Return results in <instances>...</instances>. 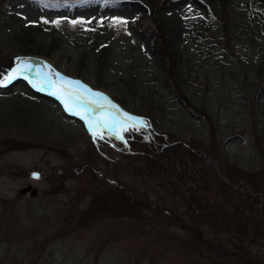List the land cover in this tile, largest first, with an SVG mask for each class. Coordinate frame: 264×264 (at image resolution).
<instances>
[{"label":"rangeland","instance_id":"rangeland-1","mask_svg":"<svg viewBox=\"0 0 264 264\" xmlns=\"http://www.w3.org/2000/svg\"><path fill=\"white\" fill-rule=\"evenodd\" d=\"M221 2L226 10L216 13L209 0H0V81L23 62L32 68L41 57L65 54L64 72L91 77V84L142 120L125 121L111 134L101 128L94 137L29 89L25 78L36 80L46 71L31 76L26 70L0 86V264L264 260V245L248 247L208 225H202L206 244H197L184 198L158 176L139 174L136 168L144 162L135 159L131 146L146 121L141 125L146 130L189 144L206 143L215 133L231 164L261 167V150L252 141L260 138L264 149V10L254 1ZM150 10L151 20L144 16L135 22ZM154 18L182 56V96L203 107L206 119L164 86L162 58L153 45ZM25 31L29 46L23 45ZM60 170L67 178L64 189L44 194L59 186ZM116 183L144 209L76 228L95 189ZM25 187L30 189L21 193Z\"/></svg>","mask_w":264,"mask_h":264},{"label":"trees","instance_id":"trees-1","mask_svg":"<svg viewBox=\"0 0 264 264\" xmlns=\"http://www.w3.org/2000/svg\"><path fill=\"white\" fill-rule=\"evenodd\" d=\"M209 1L215 12L226 10V5L221 0ZM253 1L264 6V0H248V3ZM151 13L152 11L149 14H139L136 22L144 16L151 20ZM153 26V45L161 55L166 70L165 86L173 88L184 101H188L182 96L180 89L183 82L181 54L172 48L168 30L157 18L153 19ZM28 33H23L25 46L32 42ZM253 67L255 66H252L250 72L254 71ZM243 71L245 74L249 73L246 69ZM255 72L258 73L259 69ZM199 112L206 115L203 110L199 109ZM208 120L213 133L214 123L209 118ZM148 131L151 130L140 127L137 131L140 137L131 143L135 159L144 162L143 168L137 167L136 171L141 170V175L151 173L158 176L171 186L174 194L184 198L189 207V219L193 223L190 228L198 241L197 244H206L202 225H208L221 232L233 234L239 242L246 243L248 247L253 244L264 245V149L260 138L256 137L252 142L254 148L261 150V167L247 170L231 164L228 158L222 155L215 133L207 143L196 140L193 144H188L167 133L164 137L165 133ZM11 148L20 149L14 146ZM195 148L206 151L207 155L219 164L220 173L215 167L207 164L203 153L195 151ZM171 161H174V164ZM56 176L55 180L60 182L59 186L53 184L48 190H43L44 194L56 195L64 189L67 179L64 171H58ZM118 185L119 183L109 185L108 189L102 192L95 189L75 227H83L99 217L133 215L144 209V204L141 205L136 199L132 200L127 191L125 194V188L117 187ZM250 259L252 264H264L261 258Z\"/></svg>","mask_w":264,"mask_h":264},{"label":"snow or ice","instance_id":"snow-or-ice-1","mask_svg":"<svg viewBox=\"0 0 264 264\" xmlns=\"http://www.w3.org/2000/svg\"><path fill=\"white\" fill-rule=\"evenodd\" d=\"M26 70H30V66L26 62H23L16 69H13L12 73L5 76L3 81H0V86H5L7 82H10L17 76L23 75ZM44 84L50 88L56 89V91L51 94L58 95V98L62 99L65 108L69 111L83 109V112L74 111V114L81 115V118L86 120L89 130L93 132L94 137L97 135L95 131L96 128H108L109 133L111 134L112 129L118 123V121L114 119L112 113V110L116 109V105L112 104V102L102 93L93 92L90 87L82 84L80 81L70 80L65 76H61L59 73H56L54 78L49 77L45 79ZM101 100L107 102L109 111L99 118L93 119V114L104 108V105L100 103ZM136 119L137 118L128 116L127 113H123L122 121H120L121 127L123 128V121H134ZM118 138L122 139V137Z\"/></svg>","mask_w":264,"mask_h":264},{"label":"bare ground","instance_id":"bare-ground-1","mask_svg":"<svg viewBox=\"0 0 264 264\" xmlns=\"http://www.w3.org/2000/svg\"><path fill=\"white\" fill-rule=\"evenodd\" d=\"M47 61H48L47 62L48 65H51V66H54V67L57 66V68H59V69L60 68L64 69L63 66L65 65V61H66L65 54L62 55V57H58L57 55H55V56L49 58ZM48 68H51V67H48ZM68 70L72 71V68H69ZM27 72L30 73L31 76H32V74H42L44 71H42V72L39 71L40 73H38V71L36 69H31L30 68V70H27ZM43 77L46 78V76H43ZM35 79L39 80L40 77H36ZM86 80L88 82H90V83H93V79L91 77H88ZM95 131L99 132V133L101 132V130H99V129H96Z\"/></svg>","mask_w":264,"mask_h":264},{"label":"water","instance_id":"water-1","mask_svg":"<svg viewBox=\"0 0 264 264\" xmlns=\"http://www.w3.org/2000/svg\"><path fill=\"white\" fill-rule=\"evenodd\" d=\"M36 95H38V94H36ZM39 96H40V97H44V98L51 99V98H50L49 96H47V95H42V94H40ZM28 189H30V187L22 188V189L20 190V192H21V193H25V192L28 191ZM31 194L34 195V194H35V190H31Z\"/></svg>","mask_w":264,"mask_h":264}]
</instances>
